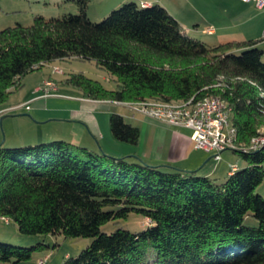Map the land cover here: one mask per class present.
I'll list each match as a JSON object with an SVG mask.
<instances>
[{
  "label": "trees",
  "instance_id": "1",
  "mask_svg": "<svg viewBox=\"0 0 264 264\" xmlns=\"http://www.w3.org/2000/svg\"><path fill=\"white\" fill-rule=\"evenodd\" d=\"M73 1L76 14H37L28 25L0 29V107L29 72L78 58L115 78L108 90L82 72L67 75L87 97L182 101L216 94L230 108L237 144L258 135L264 116V46L258 40H200L158 3L123 2L96 22L87 16L89 0ZM109 128L116 140L137 144L139 128L120 114H110ZM231 150L245 165H231L232 173L218 181L61 139L0 144V216L25 236L92 238L61 264H264V197L255 192L264 178V145ZM131 212L148 225L102 231ZM248 217L256 224H246ZM44 244L0 240V261L28 260Z\"/></svg>",
  "mask_w": 264,
  "mask_h": 264
},
{
  "label": "crops",
  "instance_id": "2",
  "mask_svg": "<svg viewBox=\"0 0 264 264\" xmlns=\"http://www.w3.org/2000/svg\"><path fill=\"white\" fill-rule=\"evenodd\" d=\"M164 1L143 0L140 5L161 4L187 33L200 31L198 19L192 18L195 22H191L193 26L189 28L191 24L185 20L186 16L175 14H182L185 3L189 0ZM33 13V16L41 14L38 11ZM16 22L23 24L19 19ZM208 29L211 30L210 33L207 32ZM201 39L209 43L252 39L258 40V46L263 47L264 5L257 8L253 2L242 0H201ZM65 60L70 59L53 60L23 76L20 87L13 90L10 99L7 97L1 105L0 124L6 120V116H14V125L18 127V139L12 138L11 143L14 144L9 145H27L61 139L95 152L104 151L115 156L136 154L150 165L170 164L182 170H196L198 174L203 171L201 175L207 176L215 172L217 162L213 165L215 169L202 170L213 155L205 158L207 152L194 146L191 129L172 126L141 113L131 116L132 112L126 107L115 105L107 99L87 97L80 87L66 81L67 75L52 72L53 66L59 67ZM47 78L55 82L56 90L48 96H41L39 86ZM18 104L24 105L10 109ZM25 105L29 108L26 109ZM20 110L29 111L31 114H8ZM111 113L120 114L126 122L130 121L139 128L137 144L130 145L112 136L109 128ZM20 116L26 117L22 119ZM220 156V159L213 160H222V152ZM228 163V167L222 168L225 170L222 174L226 176L232 173L229 170L230 165L238 168L245 165L243 161L237 163L229 160Z\"/></svg>",
  "mask_w": 264,
  "mask_h": 264
},
{
  "label": "rangeland",
  "instance_id": "3",
  "mask_svg": "<svg viewBox=\"0 0 264 264\" xmlns=\"http://www.w3.org/2000/svg\"><path fill=\"white\" fill-rule=\"evenodd\" d=\"M127 1H133L137 4L143 2V0H89L87 7V16L92 21H100L109 13L110 10ZM46 2H48L49 4ZM36 11L40 12V15H43L45 17L61 16L66 13L76 14L78 12V7L73 0H0V29L7 25L13 24L18 19L23 23V25H28L32 22V14H35L33 12ZM185 13L186 15H184ZM175 14L179 16H186L185 20H187L188 22H190L189 24H191L189 25V28H191L193 26V23L195 22L192 21V18L193 20L198 19L200 31H198L197 33L188 31V34L201 40V0H189V2L185 3L182 14ZM207 32L210 33L211 30L208 29ZM262 60L264 61V55L262 56ZM59 67L62 69V75L64 74L66 76L73 72H82L87 77L98 80L102 84V86H104L108 90L115 87V78L109 75L104 69L97 67L96 64L91 60L73 58L70 60L62 61ZM216 86L218 87L219 84H216ZM12 93L13 92L8 95V100L10 99ZM107 100L109 101L110 99ZM18 113H26L29 115L31 114L29 111L21 110L13 111L8 114ZM13 117L14 116H6V120L0 124V144L5 147L17 146L9 145L14 144L11 143L12 138L16 140L18 139V127L17 125H14ZM25 117L26 116H20V118L22 119H25ZM262 121L263 122L257 129L258 135L255 136L259 137L260 139L261 137H263L262 139H264V116L262 118ZM129 123L132 124V122L130 121ZM21 125H23L22 122ZM248 144L249 143L242 145ZM210 155H212V153L207 152L205 158H208ZM229 160L237 163L242 162V159L237 152L224 150L222 151V160L214 161L211 157L207 161V164L204 165L202 170L211 171L214 168L213 165L215 164V162H217V168L214 173H211L210 176L217 178L218 181L223 180V178L226 177V174H222V172H225V170H222V168L228 167ZM201 173H203V171H199V175H201ZM255 192L264 197V178L256 187ZM148 223L149 220L147 218H143L138 214L131 212L124 219H118L117 221H110L104 224L101 229L106 233L112 232L117 227L126 228L131 231H138L148 225ZM245 223L249 225H255L256 221L252 217H248L245 220ZM0 240L9 242L13 245L24 247L35 245L37 241L45 243L44 246L33 252L30 259L21 261L16 264H36L38 259L43 258L44 256L47 257V261L45 262V264H61L65 257L75 256L82 249L88 246L92 241V238H64L62 235L53 236L50 234L36 235L35 237L30 235L25 236L21 235L18 232L16 223L14 221L9 220L6 223L0 220ZM0 264L4 263L0 261Z\"/></svg>",
  "mask_w": 264,
  "mask_h": 264
},
{
  "label": "built area",
  "instance_id": "4",
  "mask_svg": "<svg viewBox=\"0 0 264 264\" xmlns=\"http://www.w3.org/2000/svg\"><path fill=\"white\" fill-rule=\"evenodd\" d=\"M244 2H253L257 8H262L264 0H242ZM52 72L62 73L58 66L52 67ZM216 86V84H215ZM41 96H48L56 90L55 82L47 78L39 86ZM109 102L126 107L132 112L141 113L145 116L162 120L172 126L186 127L192 130L191 138L194 146L201 148L206 152H211L213 158L218 160L220 154L226 149H237L242 152L260 148L264 139L261 137H252L248 145L236 143V129L229 120L230 108L226 102L216 94H205L198 98L191 96L182 101H163L157 99L140 100H109ZM24 104H18L10 107L17 109ZM28 109L29 106L25 105ZM9 109V110H10ZM235 166L232 165L231 169ZM7 221V218L0 216ZM46 257L38 259L36 264H45Z\"/></svg>",
  "mask_w": 264,
  "mask_h": 264
},
{
  "label": "water",
  "instance_id": "5",
  "mask_svg": "<svg viewBox=\"0 0 264 264\" xmlns=\"http://www.w3.org/2000/svg\"><path fill=\"white\" fill-rule=\"evenodd\" d=\"M1 120V119H0Z\"/></svg>",
  "mask_w": 264,
  "mask_h": 264
}]
</instances>
